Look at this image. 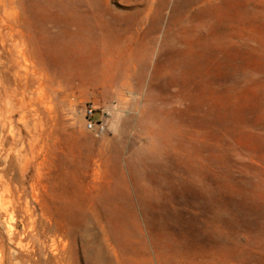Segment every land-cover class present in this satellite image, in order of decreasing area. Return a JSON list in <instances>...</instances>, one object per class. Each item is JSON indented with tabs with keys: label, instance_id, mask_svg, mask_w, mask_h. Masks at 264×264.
Segmentation results:
<instances>
[{
	"label": "rangeland",
	"instance_id": "obj_1",
	"mask_svg": "<svg viewBox=\"0 0 264 264\" xmlns=\"http://www.w3.org/2000/svg\"><path fill=\"white\" fill-rule=\"evenodd\" d=\"M0 247L264 264V0H0Z\"/></svg>",
	"mask_w": 264,
	"mask_h": 264
},
{
	"label": "built area",
	"instance_id": "obj_2",
	"mask_svg": "<svg viewBox=\"0 0 264 264\" xmlns=\"http://www.w3.org/2000/svg\"><path fill=\"white\" fill-rule=\"evenodd\" d=\"M98 110L93 104H89L85 109V121L88 130L96 134H103L107 130V125L103 120L98 119Z\"/></svg>",
	"mask_w": 264,
	"mask_h": 264
},
{
	"label": "bare ground",
	"instance_id": "obj_3",
	"mask_svg": "<svg viewBox=\"0 0 264 264\" xmlns=\"http://www.w3.org/2000/svg\"><path fill=\"white\" fill-rule=\"evenodd\" d=\"M10 228V227H9ZM8 231V230H7ZM1 248V247H0ZM14 264V263H13Z\"/></svg>",
	"mask_w": 264,
	"mask_h": 264
}]
</instances>
